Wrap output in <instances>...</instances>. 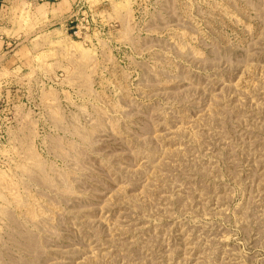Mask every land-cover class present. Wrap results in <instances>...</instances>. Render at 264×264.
Returning a JSON list of instances; mask_svg holds the SVG:
<instances>
[{
  "label": "rangeland",
  "instance_id": "obj_1",
  "mask_svg": "<svg viewBox=\"0 0 264 264\" xmlns=\"http://www.w3.org/2000/svg\"><path fill=\"white\" fill-rule=\"evenodd\" d=\"M83 18L0 75V264H264V0Z\"/></svg>",
  "mask_w": 264,
  "mask_h": 264
},
{
  "label": "crops",
  "instance_id": "obj_2",
  "mask_svg": "<svg viewBox=\"0 0 264 264\" xmlns=\"http://www.w3.org/2000/svg\"><path fill=\"white\" fill-rule=\"evenodd\" d=\"M77 8L78 17L84 15V0H0V75L10 61L17 65L31 52L32 30L61 34Z\"/></svg>",
  "mask_w": 264,
  "mask_h": 264
},
{
  "label": "built area",
  "instance_id": "obj_3",
  "mask_svg": "<svg viewBox=\"0 0 264 264\" xmlns=\"http://www.w3.org/2000/svg\"><path fill=\"white\" fill-rule=\"evenodd\" d=\"M79 12V8H77L74 13L71 15L69 22L74 23V27L76 30H78V25L81 24V22L84 20L83 15H81L80 17H78V13ZM74 31V33H76L77 31Z\"/></svg>",
  "mask_w": 264,
  "mask_h": 264
}]
</instances>
